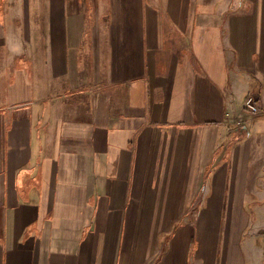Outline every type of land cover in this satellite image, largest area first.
Wrapping results in <instances>:
<instances>
[{
	"label": "crops",
	"instance_id": "1",
	"mask_svg": "<svg viewBox=\"0 0 264 264\" xmlns=\"http://www.w3.org/2000/svg\"><path fill=\"white\" fill-rule=\"evenodd\" d=\"M106 1L0 0V264H264V0Z\"/></svg>",
	"mask_w": 264,
	"mask_h": 264
},
{
	"label": "rangeland",
	"instance_id": "2",
	"mask_svg": "<svg viewBox=\"0 0 264 264\" xmlns=\"http://www.w3.org/2000/svg\"><path fill=\"white\" fill-rule=\"evenodd\" d=\"M63 9H66L68 14L72 15L74 12L78 14L76 26L81 30V37L78 40L80 42L89 40L90 34L85 33L86 30L90 31L97 25L105 26L109 23L106 16L108 14L106 0H65Z\"/></svg>",
	"mask_w": 264,
	"mask_h": 264
},
{
	"label": "built area",
	"instance_id": "3",
	"mask_svg": "<svg viewBox=\"0 0 264 264\" xmlns=\"http://www.w3.org/2000/svg\"><path fill=\"white\" fill-rule=\"evenodd\" d=\"M245 107L252 113H256L259 111V105L257 100L253 96H248L245 100Z\"/></svg>",
	"mask_w": 264,
	"mask_h": 264
}]
</instances>
